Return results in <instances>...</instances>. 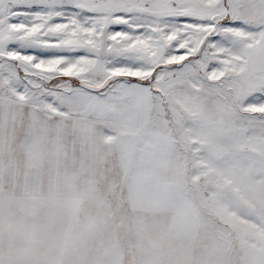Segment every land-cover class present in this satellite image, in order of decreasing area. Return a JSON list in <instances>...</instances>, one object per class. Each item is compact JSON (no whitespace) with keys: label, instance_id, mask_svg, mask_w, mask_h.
<instances>
[{"label":"snow or ice","instance_id":"snow-or-ice-1","mask_svg":"<svg viewBox=\"0 0 264 264\" xmlns=\"http://www.w3.org/2000/svg\"><path fill=\"white\" fill-rule=\"evenodd\" d=\"M0 264H264V0H0Z\"/></svg>","mask_w":264,"mask_h":264}]
</instances>
